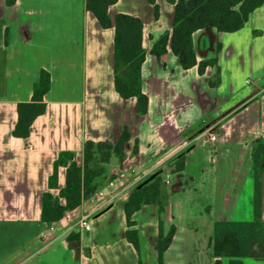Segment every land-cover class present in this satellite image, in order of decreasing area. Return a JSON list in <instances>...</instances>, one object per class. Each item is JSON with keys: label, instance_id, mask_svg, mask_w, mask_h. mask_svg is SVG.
<instances>
[{"label": "crops", "instance_id": "crops-1", "mask_svg": "<svg viewBox=\"0 0 264 264\" xmlns=\"http://www.w3.org/2000/svg\"><path fill=\"white\" fill-rule=\"evenodd\" d=\"M155 4L157 16L148 0H117L108 8L112 19L125 13L143 22L141 85L148 108L139 115L135 98L123 99L114 88V29L101 27L84 0H0V229L18 235L2 247L0 264H158V235L171 225L164 264H215L214 223L253 219L252 151L264 141V4L237 31L193 33L197 60L216 58L203 74L196 65L182 69L170 50L160 59L150 53L174 14L171 2ZM41 70L50 75L45 111L27 137H16L17 104L32 99ZM124 125L130 131L126 157L111 170L128 174L116 180V196L106 204L89 198L52 225L42 222V194H57L65 183L59 166L57 187L48 185L58 154L71 151L80 164L85 141L114 142ZM179 155L184 168L174 171L170 163ZM157 170L160 207L146 204L132 215L137 251L125 236L124 203L132 187ZM81 216L88 230L76 225ZM75 232L89 254L76 255L67 240ZM242 260L264 264L262 256Z\"/></svg>", "mask_w": 264, "mask_h": 264}, {"label": "trees", "instance_id": "trees-1", "mask_svg": "<svg viewBox=\"0 0 264 264\" xmlns=\"http://www.w3.org/2000/svg\"><path fill=\"white\" fill-rule=\"evenodd\" d=\"M15 0H6L12 4ZM155 15L158 6L155 0ZM174 5L172 26L152 45L150 53L160 59L168 50L177 58L182 69L197 66L199 74L206 67L214 65L216 58L197 60L193 47V33L205 27H213L217 32H234L247 22L250 13L264 4V0H167ZM85 9L90 11L100 26L113 27V74L114 88L123 99L135 98L139 115L147 113L148 97L142 90L141 67L145 60L142 46V20L133 15L117 13L112 19L108 8L117 0H84ZM50 87V75L41 70L38 81L33 86L32 99L17 104V121L12 131L16 137H27L33 120L44 113L46 104L44 95ZM130 139V131L124 125L118 138L84 143L82 161L74 160V153L61 151L54 161L53 173L49 177V188L57 187V169L65 167V183L57 194L45 191L42 194L41 221L47 225L61 220L67 213L79 207L100 187V178L105 173L104 164L115 157L122 163L126 157L125 145ZM137 148H134V152ZM99 157L101 165L93 167L92 163ZM254 197L253 219L250 221H216L213 225L211 239L212 255L215 264H221V258L228 259L227 264H243L247 256L264 257V220L262 219V175L264 172V141L257 140L252 151ZM170 165L174 171L184 168L183 156L175 157ZM114 170L110 178H114ZM149 177V176H148ZM147 177V178H148ZM146 179V178H145ZM144 179V180H145ZM143 180V181H144ZM141 181V182H143ZM140 182V183H141ZM132 187L124 203L127 229L125 236L139 251V235L134 228L132 215L146 204H158L160 207V174L142 186ZM175 231L171 225L166 233L159 232L157 240L158 264H164L165 252L169 247ZM138 264H142L139 259Z\"/></svg>", "mask_w": 264, "mask_h": 264}, {"label": "built area", "instance_id": "built-area-1", "mask_svg": "<svg viewBox=\"0 0 264 264\" xmlns=\"http://www.w3.org/2000/svg\"><path fill=\"white\" fill-rule=\"evenodd\" d=\"M245 83L249 84L250 83V80L247 79L245 80ZM209 136V139L211 141L215 140L216 139V134L215 133H212V132H209L208 134ZM128 171H130V173L132 174H135L136 170L134 168H131L129 169ZM127 174L128 172L126 170H119L115 176L114 179L112 180H109L107 182V188L106 189H103V188H100L98 189L91 197L90 199L94 200V199H103V202L108 203L110 200H112L116 195H115V183H116V180H124L127 178ZM131 184L134 183V181H130ZM102 202V204H104ZM76 225L82 227L83 229H86L88 230L90 228V224L87 220V216H81L78 221L76 222ZM52 228V226H51Z\"/></svg>", "mask_w": 264, "mask_h": 264}, {"label": "rangeland", "instance_id": "rangeland-1", "mask_svg": "<svg viewBox=\"0 0 264 264\" xmlns=\"http://www.w3.org/2000/svg\"><path fill=\"white\" fill-rule=\"evenodd\" d=\"M115 161H116V158L113 157L109 163L104 164V166H105V173L100 178V182H101L100 187H102L103 189H106L107 188L106 187L107 184H105V182H108L109 180H112V179L115 178V177L114 178H110V175L114 171V170H111V166L113 165V163L114 164L116 163ZM92 165H93V167H99L101 165V162H100L98 156L95 158V160L93 161ZM9 235H11V236H9ZM1 239L4 242H3L2 245H0V256H6V254H5V251L6 250H2L3 249L2 247L8 245V243H10L12 240L18 239V235L16 233L15 234L14 233H10L8 230H5V229L2 228V229H0V240Z\"/></svg>", "mask_w": 264, "mask_h": 264}, {"label": "water", "instance_id": "water-1", "mask_svg": "<svg viewBox=\"0 0 264 264\" xmlns=\"http://www.w3.org/2000/svg\"><path fill=\"white\" fill-rule=\"evenodd\" d=\"M159 174H161V170H157V171L153 172L148 178H146L143 182H141L138 185V187L142 186L144 183H146L147 181H149L150 179L154 178L156 175H159ZM67 240L72 243V246H73L77 256L80 254L81 251L89 254V248H87V247L81 248V246H80L79 233L75 232V233L69 234L67 236Z\"/></svg>", "mask_w": 264, "mask_h": 264}]
</instances>
